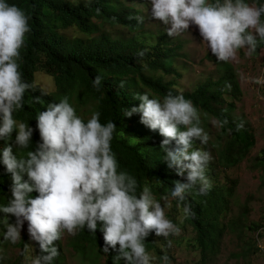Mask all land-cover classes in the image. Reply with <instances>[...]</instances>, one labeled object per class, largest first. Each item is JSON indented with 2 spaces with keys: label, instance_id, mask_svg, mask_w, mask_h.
<instances>
[{
  "label": "clouds",
  "instance_id": "clouds-1",
  "mask_svg": "<svg viewBox=\"0 0 264 264\" xmlns=\"http://www.w3.org/2000/svg\"><path fill=\"white\" fill-rule=\"evenodd\" d=\"M149 3L151 19L170 25L166 27L169 37L189 31L190 25L196 26L202 42L218 62L236 60L241 49L252 56L264 45V4L255 6L246 0H149ZM129 19L144 22L142 15ZM28 21L24 10L0 0V140L6 142L0 149V163L12 180L11 198L0 205V213L4 214L3 239L17 244L27 221L29 239L35 242V252L36 246L39 252L33 255L29 243H25L21 252L25 264H53L60 255L55 241L65 232L75 236L78 230L86 228L95 233L99 221L104 253L116 251L114 259H123L124 264H151L154 257L146 251L145 238L154 231L156 236L167 239L179 235L180 228L166 217L165 207H171L169 196L162 195L159 200L154 196L152 186L163 188L159 178L141 186L126 171H117V160L111 150L117 125L113 121L101 124L99 112H94L85 123L64 97L37 114L41 142L32 150L33 128L14 118V112L25 105V92L35 87L22 79L19 63L20 49L26 33L31 31ZM145 51L137 55L142 58ZM102 79L97 75L92 81L97 91ZM251 82L264 86V77L252 78ZM124 85L121 81L120 87ZM134 98L140 104L126 109L123 115L131 117L138 113L143 125L163 137L160 148L168 168L181 177L187 173L184 181L176 180L170 196L184 202V218L194 215L187 195L195 189L204 196L212 188L206 174L212 156L195 147L197 141L199 145H207L210 139L200 126L197 107L183 94L174 95L171 91L162 100L150 98L147 92ZM32 102L41 103L40 97H33ZM227 123V119H211L217 129ZM243 128V121L236 125V131ZM14 130V141L7 143ZM33 192L38 195L32 196ZM10 216L15 217L14 222H9ZM162 260L167 264L166 253Z\"/></svg>",
  "mask_w": 264,
  "mask_h": 264
},
{
  "label": "trees",
  "instance_id": "trees-1",
  "mask_svg": "<svg viewBox=\"0 0 264 264\" xmlns=\"http://www.w3.org/2000/svg\"><path fill=\"white\" fill-rule=\"evenodd\" d=\"M116 1L123 0H88L87 6H85L86 0H6L10 5L14 4L24 10L29 17L31 28V31L26 33L24 46L20 49L19 63L22 79L35 87L25 92L24 107L13 114L18 122L28 123L33 128L31 149L35 150L37 144L41 142L36 127L37 114L46 110L49 103H59L64 97L74 105L71 97L78 94V98H75L76 111L80 110L79 104L91 102L88 113L99 112L101 124L113 121L117 125L111 141V150L118 164L117 171H126L135 177L141 186L145 185V180L147 181L148 178H159L163 183L160 192L170 196L176 180L184 181L187 173L185 172V176L181 177L173 169L168 168L164 160L165 153L160 148L163 137L158 131H152L143 125L138 113L131 117L123 114L126 109L140 104L141 101L134 98L137 94L152 92L163 99L171 91L174 95L183 94L186 99L191 100L198 111L204 114V120L209 117L227 119L228 123L220 129L217 137L218 141L223 138H226V141L218 150L216 164L219 169L236 167L255 147L256 139L246 126L236 131V125L240 121L232 117L235 105L224 99L226 93L232 91L235 94L239 89L232 70H228L216 81L200 84L194 91L179 93L173 88V80L164 81L162 76L153 75L154 72L180 75L173 64L175 55L173 47L159 43L148 49L137 43L134 38L125 41L112 39L108 35H101L98 39L85 42L68 40L59 35L58 30L72 27L77 28L84 35L99 33L102 25H120L130 30L141 28L142 23L129 19L135 14L115 7ZM252 1L256 6L264 4V0ZM261 47L264 45L259 48ZM141 50H146L142 58L137 55ZM146 68L153 73H145ZM38 70H45L54 77L57 87L55 93L46 92L34 82ZM97 75L103 78L99 91L92 85ZM121 81L125 82L124 87H120ZM37 96L40 97L41 103L32 102V98ZM81 118L86 123L91 117L83 115ZM120 133L124 135L121 136ZM15 135L14 130L12 139L7 143H12ZM5 144V141L0 140V149ZM262 165L264 167V162ZM11 185V176L0 163V204L4 203L6 198H11ZM31 195L36 196L38 193L33 192ZM232 196L233 188L225 184L212 186L204 196L198 195L195 189L187 195V201L190 202L194 215L185 220L196 233L202 263L207 262L209 256L215 253L219 240L225 232L237 231L232 220L223 223L228 212L229 198ZM174 202L183 209L184 202L175 199ZM257 229L258 226L254 223L249 227V230ZM80 237L99 252H103L101 222H97L95 233L85 228L82 229ZM158 237L153 231L145 238L144 243L148 253L156 250L155 240ZM24 244L23 241L21 246ZM248 247L249 251L251 246ZM104 255V264H124L123 259H114L117 255L114 250L110 249L109 253ZM62 261L55 258L53 264H61Z\"/></svg>",
  "mask_w": 264,
  "mask_h": 264
},
{
  "label": "rangeland",
  "instance_id": "rangeland-1",
  "mask_svg": "<svg viewBox=\"0 0 264 264\" xmlns=\"http://www.w3.org/2000/svg\"><path fill=\"white\" fill-rule=\"evenodd\" d=\"M122 2L116 1L115 7L144 16L141 28L130 30L120 25H102L99 33L84 35L77 28L72 27L67 30H58L59 35L68 40L84 42L98 39L101 35H108L112 39L125 41L134 38L137 43L148 49L159 43L173 47L175 48L173 64L180 75H167L162 72H154L153 75L162 76L164 81L173 80V88L179 93L194 91L200 84L216 81L228 70H232L239 89L235 94L232 91L226 93L224 99L234 103L235 110L232 117L236 121H243L244 126L250 129L256 139L255 147L240 164L230 169H219L216 164L218 150L222 148L226 138L218 141L220 129L211 124L213 117L205 119L208 121L205 122L204 114L198 111L201 118L200 126L209 134L210 139L207 145H199L197 141L195 147L208 151L212 156L206 171L212 186L225 184L233 188V196L229 198L228 212L223 223L226 224L232 220L237 231L236 233L225 232L219 240L215 253L209 256L207 262L202 263L196 233L186 222L183 209L169 196L171 207H165V214L180 228V233L177 236H169L167 239L159 236L155 240L156 250L149 253L154 257L151 264H164L162 257L165 253L169 257L167 264H264V167L262 165L264 162V86L251 82L252 78L264 77V47L257 49L252 56L245 55L246 49H241L238 51L236 60L227 63L218 62L202 42L196 26L190 25L189 31L169 37L166 27L170 25L165 26L162 22L151 19L149 0H123ZM246 2L256 6L252 0H246ZM144 72L153 73L148 68ZM34 82L48 93H55L57 90L54 77L45 70L36 71ZM149 94L150 98L161 99L152 92ZM78 96L74 94L71 97L75 110L77 105L75 98ZM79 107L80 110L76 111L78 116L91 117L92 112H87L91 108V102L79 104ZM152 179L145 180V184H151ZM152 191L158 200L162 195H166L155 186H152ZM8 199L10 198H6V201L0 205L6 204ZM161 205H164L163 201ZM3 215L0 213V264H25L24 257L21 255L23 241L29 243L33 255L37 254L35 242L29 239L27 221L21 229V240L17 244H12L3 239L5 231L2 223ZM14 221L15 217L10 216L9 222ZM253 223L258 226L255 231L249 230ZM81 231L82 229L78 230L75 236L65 232L59 241L54 242L60 251L57 260L64 259L61 264H104V253L99 252L97 248L80 237ZM248 246H251L249 251Z\"/></svg>",
  "mask_w": 264,
  "mask_h": 264
}]
</instances>
